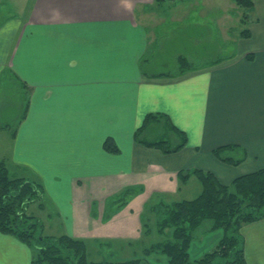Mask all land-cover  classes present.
<instances>
[{
  "label": "crops",
  "instance_id": "0c3cea01",
  "mask_svg": "<svg viewBox=\"0 0 264 264\" xmlns=\"http://www.w3.org/2000/svg\"><path fill=\"white\" fill-rule=\"evenodd\" d=\"M196 1L0 0V163L43 185L35 202L48 204L66 228L61 235L96 249L131 245L151 235L145 222L157 226L154 207L201 193L199 178L181 180V171H211L230 184L264 168V0L242 12L246 28L223 55L228 22ZM150 114L166 116L186 145L166 152L141 142L142 129L144 139L162 137L142 128ZM228 145L246 158L222 160L215 151ZM128 187L142 191L111 208ZM241 231L248 264H264V218ZM203 232L192 258L223 237ZM35 255L0 231V264H32Z\"/></svg>",
  "mask_w": 264,
  "mask_h": 264
},
{
  "label": "trees",
  "instance_id": "16d2710c",
  "mask_svg": "<svg viewBox=\"0 0 264 264\" xmlns=\"http://www.w3.org/2000/svg\"><path fill=\"white\" fill-rule=\"evenodd\" d=\"M246 14L254 7L255 0H234ZM245 17L243 19L245 20ZM249 29L242 35L248 36ZM182 65L188 64L182 57ZM166 116L150 114L142 128L152 126L161 138L144 139L142 131L138 139L146 145L156 146L166 152L184 147L188 141L184 132L173 125L167 127ZM176 132V134L174 133ZM109 147V145H108ZM227 151V152H226ZM216 154L225 162L239 164L246 158V151L236 145L222 146ZM181 180L196 175L202 185L201 193L192 199L154 207L159 215L157 229L165 240L144 250L146 254L165 256L164 263L150 262L136 257L125 260H88L89 245L85 239L70 235H44L41 221L27 212L30 203L42 199L43 185L25 177L10 174L0 163V231L16 236L36 249L32 264H248L245 255V237L241 231L246 223L264 218V168L242 174L230 184L221 182L211 171L202 169L184 170ZM142 188L128 187L113 196L111 208L126 206ZM145 233L150 234L152 225L145 222ZM222 230L221 241L199 258H192L190 246L194 237L202 231Z\"/></svg>",
  "mask_w": 264,
  "mask_h": 264
},
{
  "label": "rangeland",
  "instance_id": "374dc122",
  "mask_svg": "<svg viewBox=\"0 0 264 264\" xmlns=\"http://www.w3.org/2000/svg\"><path fill=\"white\" fill-rule=\"evenodd\" d=\"M198 1H201L199 3L200 7L202 6L203 7L202 9L204 11L210 12L212 14V17L218 16L220 11L222 10V12H223L222 22H224V23L228 22L229 43L227 45H226L225 41L223 43H221V45L223 47V50L221 53L223 55L225 53L226 48L229 51L233 50V48L235 46V42L233 40L238 39L237 37L235 38L236 34L239 35L238 34L239 31L241 29L246 28L245 24L243 25L242 21L240 19L244 8L237 6V4L235 3L234 0H198ZM198 1H196V2H198ZM167 2H169V1H167ZM166 4H168V3H166ZM191 6H196V4L195 3L191 4ZM200 7L197 8V10H201ZM227 13L230 16L225 18ZM185 28L186 27L181 28L182 43H184V38L182 35H183V33H187V32H183V30ZM211 28H212V26H211ZM188 31H189V29H188ZM215 31L212 30V32H215ZM203 32H204V30H203ZM203 32L200 31V33H202V34H203ZM217 32H219V31L217 30ZM213 35H214V39L216 38L215 36H217V40L219 41V35L216 33H213ZM202 45L209 47V45H205L204 43ZM212 47H214V46H212ZM214 54H215V52H214ZM205 59H208V58H205ZM10 174L14 175V173H12V172H10ZM20 177H22V176H20ZM28 180H30V179H28ZM42 199H43V197H42ZM27 212L29 214H33V215L37 216L39 219L42 220L41 224L43 225L42 227H43V232H44L43 234L44 235L57 236V235H61L62 233H64L66 231V228L61 226V223L57 219V216L51 210L48 209V204H46V203L41 205V203L39 204V202L38 203L32 202L29 204V206L27 208ZM150 222H151V224L153 223L152 220ZM152 227H153V229H152L151 235L149 237L144 238L142 241L135 242L131 245H128L127 243L123 242V243H119L120 245L113 244V246H111L110 245L111 243L101 242L99 249H96L95 248L96 246L89 247L88 260L94 261V262H101V261L103 262L104 260H107V261L125 260V259H132V258H136V257L147 258V256H148L147 259L150 262L156 263V261L159 260L157 263H164L165 256H162L161 254H156V253L147 255L146 252L144 251V250H146V248L150 247L151 245H153L159 241L165 240V237L157 231V226L156 227L152 226ZM210 249H213V248L211 247L208 250H210Z\"/></svg>",
  "mask_w": 264,
  "mask_h": 264
}]
</instances>
